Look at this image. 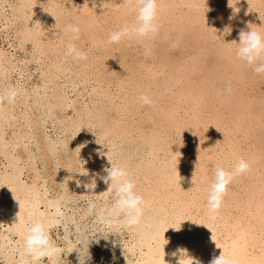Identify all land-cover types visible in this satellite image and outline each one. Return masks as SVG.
I'll list each match as a JSON object with an SVG mask.
<instances>
[{"label": "bare ground", "instance_id": "1", "mask_svg": "<svg viewBox=\"0 0 264 264\" xmlns=\"http://www.w3.org/2000/svg\"><path fill=\"white\" fill-rule=\"evenodd\" d=\"M134 5L0 0V264H15L13 234L40 214L59 221L53 247L68 264L92 260L96 243L106 264H158L163 250L176 264L178 247L192 264L220 251L264 264V75L235 58L231 41L241 28L264 30V0H237L235 12L227 0H158L154 36L107 43L110 30L134 23ZM66 23L79 25L86 60L65 56ZM209 157L226 169L249 163L215 215L198 179ZM108 158L146 201L140 225L119 239L83 215L87 197L108 191Z\"/></svg>", "mask_w": 264, "mask_h": 264}, {"label": "clouds", "instance_id": "2", "mask_svg": "<svg viewBox=\"0 0 264 264\" xmlns=\"http://www.w3.org/2000/svg\"><path fill=\"white\" fill-rule=\"evenodd\" d=\"M227 3L232 6L233 12L237 10V0H227ZM134 9V23L124 24L110 30L106 35L107 43L118 44L124 39L133 37H151L159 31L158 0H135ZM260 20L262 21L260 24L264 25V19L260 18ZM63 30L66 34H71L65 46V56L71 57L74 61L86 60L87 51L74 43L79 35V25L66 23ZM223 31L224 33L229 32L225 28ZM231 41L235 58L243 62L245 66L250 67L253 72L264 75V30L250 26L246 30L241 28L238 32V39ZM14 94V92L10 93L9 98ZM138 98L143 104L152 103L150 96L146 93H140ZM108 161L109 165L104 168L106 174L101 177L107 184L108 191L100 192L94 198L87 197V203L83 209L85 217H92L95 223L108 229L106 236L108 233L118 234L129 231L140 225L146 204L143 194L136 188L135 180L129 169L123 164L113 162L111 158H108ZM248 169L249 163L243 157L237 158L231 169H226L211 157L208 158L201 168L198 179L200 183L206 185L205 202L210 215H215L219 209L223 196L234 178ZM195 179L192 175L193 183ZM94 186L95 181L86 185L89 191ZM180 221L175 227L169 226L179 229ZM19 224V230L13 235L20 237L22 245L18 251L15 264H37L38 261H43L45 257L50 264H68V261L61 256L64 251L53 247L51 233L54 228L59 226V221H45L43 214H40L39 217L21 220ZM164 244L165 242H162V248ZM53 253L56 255L54 256ZM164 255L163 250L160 253L158 264H166ZM172 255L177 258L176 264H192L194 259L188 255L187 250L183 247H178L172 252ZM196 264H201V262L196 260ZM209 264H236V262L231 256L220 251L218 256L209 261Z\"/></svg>", "mask_w": 264, "mask_h": 264}, {"label": "rangeland", "instance_id": "3", "mask_svg": "<svg viewBox=\"0 0 264 264\" xmlns=\"http://www.w3.org/2000/svg\"><path fill=\"white\" fill-rule=\"evenodd\" d=\"M95 197V196H93ZM82 199L80 198L78 201H81ZM84 202V201H83ZM121 236L120 233L118 234H113L112 237H114L115 239H119ZM93 237H91L92 239ZM103 238V237H102ZM91 243V241H89ZM97 244V245H96ZM95 246L93 244H89V247H91V249H93V257H92V260L91 259H86L85 262H83L82 264H95L94 261H98L100 262L101 261V264H106L105 261H102V259H100V253H103L105 248L103 247V245L100 243H96ZM117 249H121V241L115 243L114 245ZM77 260V258H76ZM99 264V263H98Z\"/></svg>", "mask_w": 264, "mask_h": 264}, {"label": "snow or ice", "instance_id": "4", "mask_svg": "<svg viewBox=\"0 0 264 264\" xmlns=\"http://www.w3.org/2000/svg\"><path fill=\"white\" fill-rule=\"evenodd\" d=\"M173 226H176V225H173Z\"/></svg>", "mask_w": 264, "mask_h": 264}]
</instances>
